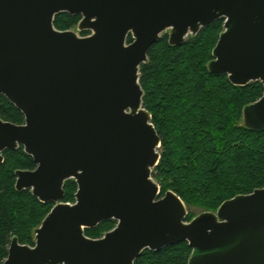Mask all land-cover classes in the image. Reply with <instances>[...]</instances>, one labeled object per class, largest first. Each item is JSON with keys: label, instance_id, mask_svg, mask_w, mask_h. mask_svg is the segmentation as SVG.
<instances>
[{"label": "water", "instance_id": "95a60500", "mask_svg": "<svg viewBox=\"0 0 264 264\" xmlns=\"http://www.w3.org/2000/svg\"><path fill=\"white\" fill-rule=\"evenodd\" d=\"M61 12L80 15L78 29L91 34L56 29ZM220 18L209 72L264 88V0H0V94L24 116L0 118V163L22 145L36 167L15 171L16 190L54 203L34 245L13 237L2 264H134L144 249L183 241L187 264H264V188L186 221L181 198L160 197L151 176L160 137L139 67L164 31L179 45ZM242 116L264 132V91ZM69 179L73 203L62 201ZM108 219L116 225L102 237L85 235Z\"/></svg>", "mask_w": 264, "mask_h": 264}, {"label": "trees", "instance_id": "16d2710c", "mask_svg": "<svg viewBox=\"0 0 264 264\" xmlns=\"http://www.w3.org/2000/svg\"><path fill=\"white\" fill-rule=\"evenodd\" d=\"M80 19V15L61 12L55 15L53 25L69 30ZM223 26L224 18H220L179 45H170L164 33L139 67L142 104L160 137V159L152 177L160 187V197L171 190L187 210L197 205L203 211L216 212L225 200L264 188V132L247 128L242 116L243 108L262 96L263 85L260 81L233 85L227 75L211 73L207 67ZM80 33L85 36L90 31ZM132 40L128 35L127 43ZM165 81L170 84L168 88ZM171 110L175 115L172 124ZM0 118L16 124L24 122L23 114L2 94ZM2 154L0 264L13 237L21 244L34 245L35 229L54 205L41 202L30 189L16 190L15 171L36 167L22 145ZM76 189L73 179L66 180L62 201L73 203ZM193 217L188 212L186 221ZM115 225L113 219L104 220L84 233L100 238ZM190 253L191 248L183 241L159 251L144 249L134 264H187Z\"/></svg>", "mask_w": 264, "mask_h": 264}, {"label": "rangeland", "instance_id": "374dc122", "mask_svg": "<svg viewBox=\"0 0 264 264\" xmlns=\"http://www.w3.org/2000/svg\"><path fill=\"white\" fill-rule=\"evenodd\" d=\"M73 30L77 33L78 36H82L81 33H80V30L78 29V25H76L75 28H73ZM90 32H91V31H90ZM169 32H170V30L168 29V30L164 31L162 34H164V33H167V34H168ZM162 34H161V35H162ZM164 83H165V86H164L165 88H168V87L170 86V84H167V81H165ZM164 96H165V95H164ZM162 99H164V98H162ZM174 113H175V111H174ZM170 115H171V116L169 117V118H170L169 121H170V123L172 124V123H174L173 120L175 119V118H174L175 115L173 114V110L170 111ZM159 150H160V147H159L158 151H159ZM152 172H153V170H152ZM151 176H152V173H151ZM152 178H153V177H152ZM153 180L155 181L154 178H153ZM155 182H156V181H155ZM188 212L192 213V215H194V217H195V216H197L198 214H200V213H202V212H204V211H203V208H201L200 206L192 205V206H189V208H188ZM102 236H103V235H102ZM34 238H35V235H34Z\"/></svg>", "mask_w": 264, "mask_h": 264}]
</instances>
